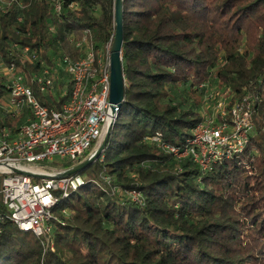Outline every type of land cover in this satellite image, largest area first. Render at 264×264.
I'll list each match as a JSON object with an SVG mask.
<instances>
[{"label":"trees","instance_id":"obj_1","mask_svg":"<svg viewBox=\"0 0 264 264\" xmlns=\"http://www.w3.org/2000/svg\"><path fill=\"white\" fill-rule=\"evenodd\" d=\"M122 1L124 101L103 152L75 174L84 184L59 198L51 234L0 221V264H264V26L255 55L240 52L241 28L228 35L209 21L222 10L246 19L264 0H220L215 10L207 0ZM20 2L0 13V63L28 76L41 62L53 66L54 55L80 57L71 37L87 31L101 50L112 40L115 0H63L58 17L48 0ZM12 43L36 50L39 61L21 64ZM213 71L238 98L227 107L246 106L253 129L240 152L202 170L169 148H190L203 119L184 108V96L202 92ZM5 82L0 75V101ZM30 86L42 105H53ZM0 123L15 130L20 120L0 115ZM81 162L43 166L68 170Z\"/></svg>","mask_w":264,"mask_h":264},{"label":"built area","instance_id":"obj_2","mask_svg":"<svg viewBox=\"0 0 264 264\" xmlns=\"http://www.w3.org/2000/svg\"><path fill=\"white\" fill-rule=\"evenodd\" d=\"M48 1L58 17L63 0ZM14 4L21 6L20 0H0V13L6 14ZM49 31L52 32V28ZM69 44L82 55L78 58L54 55L51 57L53 66L41 62L38 71L31 76L18 71L13 64L0 63V75L6 79L8 90V96L0 101V115L20 120L15 130L0 123V197L5 209L0 221L7 220L20 231L36 236L52 232L56 221L54 208L59 198L84 184L80 175L58 178L66 170H48L43 165L54 164V168H60L89 158L93 147L100 146L108 127L116 119L112 117L109 103L110 44L103 50L95 49L87 31L79 40L71 37ZM10 46L21 64L32 65L39 61L36 50L17 43ZM60 74L64 77L60 78ZM30 83L43 100L53 105H42ZM223 102H217L214 118L203 121L192 131L190 148L183 152L202 170L220 157L228 158L240 152L253 129L246 106L236 103L228 108ZM215 119L231 126L230 129L216 124ZM169 151L178 153L174 148ZM14 170L44 178L19 175Z\"/></svg>","mask_w":264,"mask_h":264},{"label":"rangeland","instance_id":"obj_3","mask_svg":"<svg viewBox=\"0 0 264 264\" xmlns=\"http://www.w3.org/2000/svg\"><path fill=\"white\" fill-rule=\"evenodd\" d=\"M207 1L208 10H215V6H217L216 4L220 2V0ZM231 7H233V5ZM237 7L239 6L237 5ZM234 12L235 11H232L231 13L229 12L228 14H226L227 11L222 10L216 18V15H214L213 19L211 18L209 19V21H212L216 26H222L223 33L228 35L232 34L234 29L241 28L245 34V38L241 41L240 52H243V49L245 50V48H247L248 52L251 51L256 55L257 53L255 50V46L257 44L256 42L258 40V35L261 33L259 28L264 26V6H261L259 11L260 13H257L255 15L247 13L246 19H244L243 17H235V15H233ZM209 27H211V25H209ZM218 61V65H221V57ZM208 79L209 80L205 81L204 84L199 85V88H202L203 90L202 92L196 91L195 93L184 96V98H186V102H184V108H192L194 111L198 112L203 121H207L208 119L215 117L217 102L225 101V105H227V103H229L231 99L233 100L232 103L238 100L237 97L233 96V93L229 88H222L221 83L216 79L215 71H213L209 75ZM231 106H233V104ZM5 109H10V107L5 106ZM214 121L218 125L228 126V129H230L229 127H231L227 124H223L218 119H215ZM251 121H253L252 118ZM253 150H255V152L258 154L257 148L253 147ZM174 156L178 160L187 158V155L185 153L183 154V152H178L174 154ZM129 195L133 198H137V195L135 193H130ZM62 214L64 215V219H66L69 215L66 212Z\"/></svg>","mask_w":264,"mask_h":264},{"label":"water","instance_id":"obj_4","mask_svg":"<svg viewBox=\"0 0 264 264\" xmlns=\"http://www.w3.org/2000/svg\"><path fill=\"white\" fill-rule=\"evenodd\" d=\"M122 0H115L114 2V34L112 40L110 42L109 50H108V63H109V82H110V90H109V103L111 104V113L112 117L115 118L118 111L122 107V103L124 101L123 95V72H122V43H123V32H122ZM111 131V125L108 127L100 146L98 149L85 161L76 165L75 167L64 171L63 173L58 175V178H67L69 176H73L80 171H82L85 167L91 164L95 159H97L108 141L109 135ZM16 174L31 177L34 179H42L43 176L34 175L29 172L16 171Z\"/></svg>","mask_w":264,"mask_h":264}]
</instances>
